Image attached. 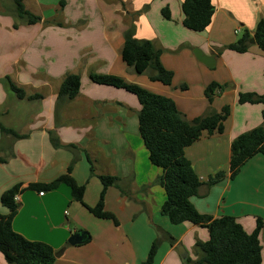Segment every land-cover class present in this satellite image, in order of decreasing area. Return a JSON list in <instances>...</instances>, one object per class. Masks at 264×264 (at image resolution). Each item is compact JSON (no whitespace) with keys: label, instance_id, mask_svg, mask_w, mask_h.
Returning a JSON list of instances; mask_svg holds the SVG:
<instances>
[{"label":"crops","instance_id":"crops-1","mask_svg":"<svg viewBox=\"0 0 264 264\" xmlns=\"http://www.w3.org/2000/svg\"><path fill=\"white\" fill-rule=\"evenodd\" d=\"M61 1L25 0L26 8L41 17L28 24L14 0H0V213L9 212L3 193L22 184L26 190L17 196L14 229L53 246L55 264H145L161 227L177 241H165L153 264L197 258L191 253L197 241L209 239L208 229L189 221L174 224L161 213L167 198L159 182L163 170L151 162L141 136L140 101L124 88L94 82L91 74L101 73L171 97L189 120L232 107L224 132H204L185 149L204 182L219 171L227 173L213 186L202 185L192 201L199 212L234 216L253 232L257 219L264 221V155L251 158L235 178H230V161L233 140L263 123V104H240L238 94H264V50L257 43L245 53L228 46L244 30L254 33L264 19V0H213V21L203 32L184 25L183 0H65L64 6ZM165 7L171 18L164 16ZM133 25L136 38L162 50L163 65L174 73L170 85L153 81L152 69L138 73L123 60L125 35ZM195 48L214 56L215 65L198 60ZM68 73L82 79L74 99L59 97ZM7 76L27 95L41 97L18 98ZM213 82L226 87L210 101L205 91ZM1 125L22 137L4 133ZM70 166L74 179L85 186L90 207L100 198V176L118 177L105 198V210L118 224L95 216L65 183L44 194L28 188L54 181ZM81 230L89 232V242L71 245L69 238ZM260 238L264 264V228ZM0 264H9L1 252Z\"/></svg>","mask_w":264,"mask_h":264},{"label":"trees","instance_id":"trees-1","mask_svg":"<svg viewBox=\"0 0 264 264\" xmlns=\"http://www.w3.org/2000/svg\"><path fill=\"white\" fill-rule=\"evenodd\" d=\"M14 2L18 15L26 19L28 24H35L41 20L40 16L26 8L25 0H14ZM64 4L65 0H62L61 5ZM183 11L184 25L196 32H203L213 21L215 6L213 0H183ZM163 14L171 18L168 7L163 9ZM253 37L259 48L264 50V19L258 22L254 33L248 29L244 30L241 37L228 48L245 53L249 50ZM161 55L162 50L158 49L153 41L135 37L134 25L127 30L122 48L123 60L138 73L152 69L153 81L170 85L174 73L163 65ZM91 78L101 85L124 88L139 99L141 136L149 149L151 162L163 170L159 182L165 188L167 198L162 204L161 213L168 216L174 224L189 221L208 229L209 239L199 240L196 243L197 258L188 256L185 264H262L263 246L260 235L264 221L261 218L257 219L255 230L248 232L234 216L223 215L214 218L199 212L192 201V198L199 194L202 185L213 186L225 179L227 173L219 171L204 182L195 172L192 162L185 154V149L199 140L204 132L209 134L224 132L225 122L232 112V107L225 105L221 111H213L189 120L171 97L155 93L140 84L128 82L113 74L93 73ZM7 81L10 89L20 99L33 100L41 97V95H27L25 90L9 76ZM81 87V76L68 73L61 83L59 97L74 99L81 91ZM225 87V84L213 82L206 88L205 93L208 99L213 101ZM182 88H186V85H182ZM238 103H260L264 106V94L240 92ZM1 128L4 133L22 137L11 128L4 125H1ZM259 153L264 155V109L262 125L240 134L232 142L230 178H235L242 167ZM71 173L72 166L69 167L67 174L50 183L30 184L28 188L45 192L65 183L71 187L73 197L87 206L84 201L85 186L79 185ZM100 178L103 188L99 201L96 206L87 207L95 216L113 220L118 224L115 215L105 210L107 189L117 184L118 177L102 175ZM25 190L22 184H17L5 191L1 197L2 203L9 208V212L0 213V252L9 264H55L56 251L53 246L44 241L30 240L14 229L13 222L20 208V202L16 198ZM167 235L170 242L175 244L177 241L175 237ZM159 245V240L153 243L145 264H153Z\"/></svg>","mask_w":264,"mask_h":264},{"label":"water","instance_id":"water-1","mask_svg":"<svg viewBox=\"0 0 264 264\" xmlns=\"http://www.w3.org/2000/svg\"><path fill=\"white\" fill-rule=\"evenodd\" d=\"M250 43L254 44L256 43L255 38L253 37L250 41ZM195 56L197 57L198 60L201 62L205 63L208 66H214L216 63V58L214 56L206 55L201 49L195 48L194 49ZM90 240V234L89 232L85 230H81L75 234H73L69 238V243L71 245H80V244H85ZM179 251L183 257L187 256V251L183 246H179Z\"/></svg>","mask_w":264,"mask_h":264},{"label":"rangeland","instance_id":"rangeland-1","mask_svg":"<svg viewBox=\"0 0 264 264\" xmlns=\"http://www.w3.org/2000/svg\"><path fill=\"white\" fill-rule=\"evenodd\" d=\"M239 37H241V35H239ZM162 228V227H161ZM167 234H172L171 232H168V231H166L165 229H161L160 230V235H157V237H155V240L153 241V243L156 241V240H159V242H160V245H159V248L161 247V245L165 242V241H167V242H170V239L168 238V235ZM89 242V241H88ZM153 243H152V245H153ZM171 243V242H170ZM152 247V246H151ZM159 248H158V250H159ZM178 252L180 253V251H179V249H178ZM181 254V253H180ZM193 256H195V255H198L197 254V251H196V249L194 250V252H192L191 253ZM191 255V256H192Z\"/></svg>","mask_w":264,"mask_h":264},{"label":"built area","instance_id":"built-area-1","mask_svg":"<svg viewBox=\"0 0 264 264\" xmlns=\"http://www.w3.org/2000/svg\"><path fill=\"white\" fill-rule=\"evenodd\" d=\"M240 31H241L240 29H237V33H240ZM40 193H41V194H44L45 192H44V191H41ZM16 199H17V198H16Z\"/></svg>","mask_w":264,"mask_h":264}]
</instances>
